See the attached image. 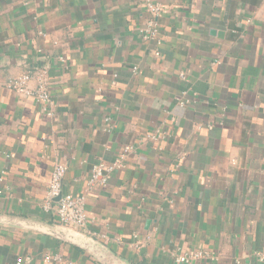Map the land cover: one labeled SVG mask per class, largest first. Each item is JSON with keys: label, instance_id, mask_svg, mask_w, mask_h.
<instances>
[{"label": "crops", "instance_id": "obj_1", "mask_svg": "<svg viewBox=\"0 0 264 264\" xmlns=\"http://www.w3.org/2000/svg\"><path fill=\"white\" fill-rule=\"evenodd\" d=\"M146 1L0 0V215L78 232L128 264L196 251L212 258L184 264H264V0H153L157 16ZM26 73L50 103L9 87ZM121 160L88 188L95 165ZM58 164L64 192L86 198L84 228L43 210ZM57 258L100 264L0 225V264Z\"/></svg>", "mask_w": 264, "mask_h": 264}, {"label": "built area", "instance_id": "obj_2", "mask_svg": "<svg viewBox=\"0 0 264 264\" xmlns=\"http://www.w3.org/2000/svg\"><path fill=\"white\" fill-rule=\"evenodd\" d=\"M147 9L157 16L161 12L159 5L153 4V0L146 1ZM146 40L155 39L158 35V28L155 22L150 21L148 26L143 29ZM136 71V68L134 69ZM37 77L41 81V85L37 89H31L29 83ZM43 76L38 73L23 74L9 83V87L18 93L29 98H34L41 103H50L51 96L47 87L43 84ZM129 152V150H127ZM122 160L115 162L113 165H95L88 178L87 186L90 190L105 188L108 186L114 173L122 167ZM66 175L65 166L58 164L55 166L51 175L49 188L46 199L43 204V210L52 214L56 223L73 228H84L87 226L88 219L86 214V198L83 195H73L64 192V179ZM57 201V198L60 197ZM105 243L109 242L107 236L102 237ZM212 258L208 252L196 251L192 254H186L179 257L178 261L182 264L190 263L198 259ZM60 264H70L63 258L56 259ZM21 262H19L20 264Z\"/></svg>", "mask_w": 264, "mask_h": 264}, {"label": "water", "instance_id": "obj_3", "mask_svg": "<svg viewBox=\"0 0 264 264\" xmlns=\"http://www.w3.org/2000/svg\"><path fill=\"white\" fill-rule=\"evenodd\" d=\"M60 198L61 196L57 198V201L60 200ZM149 224L150 221L147 222V226H149ZM0 225L24 228L54 237L82 249L89 255L93 256L100 264H128L122 259L116 257L105 245L90 237L63 227L5 215H0Z\"/></svg>", "mask_w": 264, "mask_h": 264}]
</instances>
